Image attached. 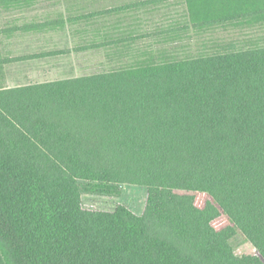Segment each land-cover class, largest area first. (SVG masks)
<instances>
[{
	"label": "trees",
	"instance_id": "obj_1",
	"mask_svg": "<svg viewBox=\"0 0 264 264\" xmlns=\"http://www.w3.org/2000/svg\"><path fill=\"white\" fill-rule=\"evenodd\" d=\"M114 17L129 26L88 47L112 69L0 88V264H264V0L83 19ZM123 185L147 190L142 215L81 203Z\"/></svg>",
	"mask_w": 264,
	"mask_h": 264
},
{
	"label": "rangeland",
	"instance_id": "obj_2",
	"mask_svg": "<svg viewBox=\"0 0 264 264\" xmlns=\"http://www.w3.org/2000/svg\"><path fill=\"white\" fill-rule=\"evenodd\" d=\"M139 0H67L66 5L74 4L73 16H79L87 12H95L96 10H106L128 3H133ZM85 5L88 7L85 8ZM63 6L60 9L57 8V13L51 11V18H57L62 12ZM131 15V13H130ZM118 19L116 17L109 18L106 20L98 18L95 20H90L88 23L83 22L82 24H72L70 29H66L60 36L55 39L56 42L64 43L57 46V51L60 56L57 57V62L51 65L52 72H49L50 76H54L57 79H51L48 82L57 80H66L68 77H82L90 74H96L103 71H108L118 64L116 60H110L107 54L110 52L104 47H98L97 49H88L89 46L95 45L96 43L103 44V35L106 32L113 31V27L120 28L118 25L121 24L123 29L129 26V22L126 20L124 22L117 23ZM151 22V19H149ZM142 32L146 31L148 28L145 24H150L142 18ZM146 27V28H145ZM83 32H77L82 31ZM122 30V29H121ZM142 42V41H141ZM62 47V48H61ZM52 51V50H51ZM124 62H130L126 60ZM123 62V64H124ZM54 70H56L54 72ZM44 80L34 81L43 82ZM25 82V81H24ZM33 82V81H31ZM22 84H27L23 83ZM205 194L194 193V200L197 205H201L206 200ZM147 200V190L139 186L123 185L120 188L118 195H100V194H90L84 189L81 190V203L85 208L97 209V210H114L118 205H122L129 209L136 215H142L146 206ZM228 223V219L225 215H222L216 225H223ZM232 248L235 254L242 255H257V251L254 247L247 241V239L238 232L235 238L231 241Z\"/></svg>",
	"mask_w": 264,
	"mask_h": 264
},
{
	"label": "crops",
	"instance_id": "obj_3",
	"mask_svg": "<svg viewBox=\"0 0 264 264\" xmlns=\"http://www.w3.org/2000/svg\"><path fill=\"white\" fill-rule=\"evenodd\" d=\"M65 1L67 0L0 2V88L49 83L51 79H57L51 77L49 72H52L51 65L55 67L57 57L63 54V51L58 54L57 46L64 43H58L55 39L63 35L67 28L70 29L72 24L88 23L90 20L83 19L84 16L99 12L96 10L72 17L74 4L66 5ZM61 6L63 13L52 19L51 11L57 13V8L60 9ZM85 8L88 9L86 5ZM83 31L85 30L77 32ZM73 78L79 77L66 79ZM40 80L44 81L34 82ZM22 81L27 84H22Z\"/></svg>",
	"mask_w": 264,
	"mask_h": 264
}]
</instances>
